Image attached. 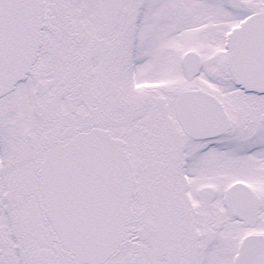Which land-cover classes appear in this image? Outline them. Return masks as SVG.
Segmentation results:
<instances>
[{"label": "snow or ice", "instance_id": "snow-or-ice-1", "mask_svg": "<svg viewBox=\"0 0 264 264\" xmlns=\"http://www.w3.org/2000/svg\"><path fill=\"white\" fill-rule=\"evenodd\" d=\"M0 264H264V0H0Z\"/></svg>", "mask_w": 264, "mask_h": 264}]
</instances>
